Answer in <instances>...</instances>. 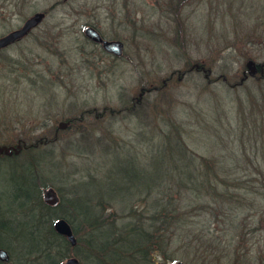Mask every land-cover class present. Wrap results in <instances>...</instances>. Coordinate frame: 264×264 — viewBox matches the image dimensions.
<instances>
[{
    "label": "rangeland",
    "instance_id": "obj_1",
    "mask_svg": "<svg viewBox=\"0 0 264 264\" xmlns=\"http://www.w3.org/2000/svg\"><path fill=\"white\" fill-rule=\"evenodd\" d=\"M38 11L45 12L38 24L0 47V144L46 143L21 156L25 167L8 161L0 169L23 173L32 165L47 183L42 198L48 187L67 195L85 171L98 179L79 186L83 209L98 197L123 208L133 202L146 215L143 191L163 184L178 202L191 200L181 182L186 171L199 172L198 164L207 175L202 161H235L229 155L242 150L244 130L264 124V0H0V37ZM85 24L122 40L124 55L93 44ZM249 60L263 67L241 79ZM256 129L263 150L264 127ZM163 135L173 149L183 142L192 159L171 149L162 156ZM241 172L262 178L252 166ZM248 199L246 215L228 205L192 215L175 228L168 251L152 252L157 264H264V196ZM235 213L246 217L238 227L230 224Z\"/></svg>",
    "mask_w": 264,
    "mask_h": 264
},
{
    "label": "trees",
    "instance_id": "obj_2",
    "mask_svg": "<svg viewBox=\"0 0 264 264\" xmlns=\"http://www.w3.org/2000/svg\"><path fill=\"white\" fill-rule=\"evenodd\" d=\"M258 65V73H260L263 66L260 63ZM66 121L67 124L72 123L70 119ZM259 125L264 127V124H255L244 130L245 134L249 133L247 141L253 138V141H248L249 153L243 133L239 143V147H243L242 150L238 152L234 146V152L229 151L230 159L235 158V161L224 159L226 156H223L224 160H218L215 164L210 159L208 162L202 161L207 175L204 169L200 170L198 164L199 172L185 170L187 178L182 177L181 182L188 188L191 200L185 198V202H182L183 200L178 202L176 193L171 195L163 184L155 189L142 190L143 201L145 199L144 202L147 201L148 204L145 208L146 215L145 211L133 208V202L123 208L98 197L88 200L89 205L84 206L87 209H83L79 186L83 183H93L98 179L92 178V174H87L85 171H82L84 176H79L72 183V187L67 189L68 198L64 199L60 187L58 188L60 198L58 203L52 206L45 202L39 192L40 187L47 183L40 181L33 173L32 165H28L23 173L0 169V247L5 248L10 256L8 261L0 260V264H60L64 259L74 255L80 258V264H157L152 252L155 249L161 252L168 251L167 247L172 243L175 228L185 227L191 221L192 215L199 216L202 212L216 214L219 208L214 205L239 208L241 213L245 214L246 209L253 203L248 199L250 194L256 197L264 196V149L261 150V146L258 147L255 143L257 139L255 132L261 135L256 129ZM163 139L166 149L159 148L162 156L171 149L178 151L179 155L187 159H192L186 153L187 149L183 146V142L178 138H176L178 141H174L175 145L179 146L178 150L172 148L174 144H170L171 135L169 137L163 135ZM20 141L24 142V140ZM39 143L45 144L46 139H38L27 144L28 147L19 153L20 156L0 155V164L13 161L16 163L15 167L19 166L21 156L29 153L30 149L36 148ZM110 144L111 142H107L102 145L104 151H107ZM117 153H120V150ZM227 153L228 151H222V154ZM241 153L243 158L240 156ZM257 154L263 157L258 156L255 160ZM131 157L128 156L131 161L125 163L130 171L137 173L138 169ZM25 166L22 162L19 167ZM250 166L262 178L259 177L260 179L253 182L248 174L241 172ZM110 170L112 169L108 171ZM2 171L9 176L8 180L3 176ZM134 173L130 175V179L133 178ZM199 175L205 176L206 179L202 178L203 182H201ZM52 181L48 180V184L54 185ZM157 189H159L158 193L151 196V192ZM232 189L236 190L232 192ZM147 193L149 195H146ZM138 194L135 198L140 199L141 196ZM116 206L119 210L108 212L109 208L113 209ZM261 214L263 220L264 210ZM231 217L230 224L234 227H238L246 220L244 215L240 217L237 213ZM57 218H65L69 221L76 236L75 244H72L66 236L56 232L54 220Z\"/></svg>",
    "mask_w": 264,
    "mask_h": 264
},
{
    "label": "water",
    "instance_id": "obj_3",
    "mask_svg": "<svg viewBox=\"0 0 264 264\" xmlns=\"http://www.w3.org/2000/svg\"><path fill=\"white\" fill-rule=\"evenodd\" d=\"M44 16H45L44 11L35 12L31 17H29L25 21L24 25L20 29L11 31L7 35L0 37V47L7 45L8 43L14 41L16 38H19L22 35L28 33L34 25L38 24L44 18ZM84 33L93 41L102 42L104 48L107 51L116 53V55H120L122 51L123 41L104 39L101 33L93 26H86L84 28ZM247 67L248 68L244 72L245 75H247V73L255 74L258 71V67L256 63L253 62L252 60H249L247 62ZM62 124L64 125L65 123ZM22 147L23 146L20 142H18L16 145L0 144V154H6V155L18 154L21 151ZM44 200L46 203L52 206L57 204L58 196L54 188L50 187L46 191L44 195ZM54 228L56 232L66 236L72 244L76 243V236L73 232V228L71 224L67 219L58 218L54 223ZM9 258L10 256L8 251L5 248L0 247V260L8 261ZM60 264H79V261L75 256H70L65 260H63ZM174 264H187V263L182 261H177Z\"/></svg>",
    "mask_w": 264,
    "mask_h": 264
},
{
    "label": "flooded vegetation",
    "instance_id": "obj_4",
    "mask_svg": "<svg viewBox=\"0 0 264 264\" xmlns=\"http://www.w3.org/2000/svg\"><path fill=\"white\" fill-rule=\"evenodd\" d=\"M86 25H91V24H86ZM104 38V37H103ZM104 39H108V38H104ZM90 40V39H89ZM93 44H95V45H98L100 48H102L103 50H104V47H103V43H101V42H99V43H96V42H92ZM105 51V50H104ZM105 52H107L108 53V51H105ZM112 52H110L109 54L110 55H113L114 54V57H115V55H116V53H112ZM121 55H124V42H123V46H122V51H121V53H120V55L119 56H121ZM117 56V55H116ZM131 61V59H128V62H130Z\"/></svg>",
    "mask_w": 264,
    "mask_h": 264
},
{
    "label": "bare ground",
    "instance_id": "obj_5",
    "mask_svg": "<svg viewBox=\"0 0 264 264\" xmlns=\"http://www.w3.org/2000/svg\"><path fill=\"white\" fill-rule=\"evenodd\" d=\"M63 198L64 199H66V198H68V194L67 195H65V194H63ZM1 200V199H0ZM32 239V241H33V238H31ZM36 240V239H35ZM75 256V255H74ZM77 259H78V261H79V264H80V258L78 257V256H75ZM62 262V261H61Z\"/></svg>",
    "mask_w": 264,
    "mask_h": 264
}]
</instances>
